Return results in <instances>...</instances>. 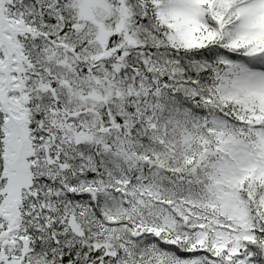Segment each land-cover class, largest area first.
<instances>
[{
    "label": "snow or ice",
    "instance_id": "snow-or-ice-1",
    "mask_svg": "<svg viewBox=\"0 0 264 264\" xmlns=\"http://www.w3.org/2000/svg\"><path fill=\"white\" fill-rule=\"evenodd\" d=\"M0 264H264V0H0Z\"/></svg>",
    "mask_w": 264,
    "mask_h": 264
}]
</instances>
